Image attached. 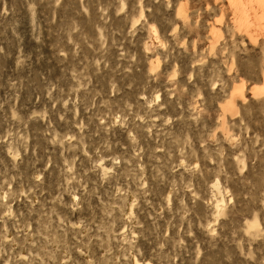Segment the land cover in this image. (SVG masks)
<instances>
[{"label":"rangeland","instance_id":"obj_1","mask_svg":"<svg viewBox=\"0 0 264 264\" xmlns=\"http://www.w3.org/2000/svg\"><path fill=\"white\" fill-rule=\"evenodd\" d=\"M255 3L0 0V264H264Z\"/></svg>","mask_w":264,"mask_h":264},{"label":"bare ground","instance_id":"obj_2","mask_svg":"<svg viewBox=\"0 0 264 264\" xmlns=\"http://www.w3.org/2000/svg\"><path fill=\"white\" fill-rule=\"evenodd\" d=\"M232 1V3H233V0H231ZM235 2V1H234ZM255 2L256 3H258V5L257 6H259V7H262V9L264 8V0H255ZM240 18H243V19H245V15H243V13L240 15ZM263 91V90H262ZM264 92V91H263ZM253 93V92H252ZM254 93H258V92H254Z\"/></svg>","mask_w":264,"mask_h":264}]
</instances>
